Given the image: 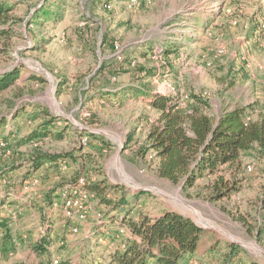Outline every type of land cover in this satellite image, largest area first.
<instances>
[{
    "label": "rangeland",
    "instance_id": "rangeland-1",
    "mask_svg": "<svg viewBox=\"0 0 264 264\" xmlns=\"http://www.w3.org/2000/svg\"><path fill=\"white\" fill-rule=\"evenodd\" d=\"M5 1L14 8L11 20L0 26L10 33L0 37V77L19 69L22 77L43 80L34 83L23 78L0 92V116H9L13 107L14 113L27 110L10 138L12 155L1 162L2 175L12 187L18 186L17 201L31 206L25 218L24 214L18 218V229L25 227V220L30 222L33 213L41 216L49 187L60 193L66 183L84 177L87 185L103 180L120 188L118 195H124L131 208L139 205L150 214L168 210L201 227L198 256L188 264H223L228 257L243 264H264V157L256 148L241 156L239 166H225L188 189L156 174L152 151L140 153L159 116L147 105L153 92L187 95L189 102L201 97L212 114L239 107L249 110V119L264 117V35L260 30L264 0H139L132 8L126 7L127 0H110L108 5L102 0H64L57 11L61 19L52 27L34 15L41 8L56 9L54 0ZM115 45L123 48L126 59L133 56L134 68H128L131 60L121 65L115 61ZM169 48L173 53L169 54ZM217 50L221 53L216 54ZM245 63L250 69L242 68ZM100 93H110V103ZM46 114L62 121L59 125L70 124L64 138L25 140ZM84 137H88L84 151L91 155L82 159L78 151ZM39 161L44 179L32 192L22 193V177L36 171ZM218 177L237 189L214 197ZM138 192H145L139 201L135 199ZM105 196H111L110 190ZM99 203L97 196L90 200L91 224L97 223L94 217L100 213L107 225L106 208ZM67 227L59 219L53 228L57 239L49 250H41L35 236L26 247L17 237L20 261L41 251L48 264L55 258L74 264L91 260L110 264L114 245L93 235L87 243L93 249L80 254L75 243H84L85 234L70 239L65 236ZM2 245L0 264L23 263L15 262L19 259H14L9 236Z\"/></svg>",
    "mask_w": 264,
    "mask_h": 264
},
{
    "label": "trees",
    "instance_id": "trees-1",
    "mask_svg": "<svg viewBox=\"0 0 264 264\" xmlns=\"http://www.w3.org/2000/svg\"><path fill=\"white\" fill-rule=\"evenodd\" d=\"M64 2L54 0L56 9L49 11L41 8L34 16H41L44 20L42 24L49 22L52 27L55 20L61 19V14L57 11L59 4ZM109 2L110 0H102L101 3L108 5ZM13 8L7 1L0 0V26H5L11 20ZM9 34L8 29H0V37ZM36 45L39 47L42 42ZM170 53L173 51L169 48ZM20 71L16 69L0 77V92L6 91L23 78L43 83L36 76H20ZM98 96L105 103H110V93H100ZM147 105L156 110L159 116L144 141L145 149H140V153L152 151L157 162L156 174L172 184H179L184 189L192 188L200 181L217 175L225 166H239L241 156L253 148L264 157V117L249 119V110L245 108L224 109L218 114H212L206 109L207 104L201 97H195L193 101L183 105L179 97L158 92L150 95ZM13 110L14 107L9 116H0V129L6 128L8 135L16 130V121L27 114L26 109L15 113ZM57 121V118L44 115L30 129L25 140L63 139L70 124L63 121L62 125H57ZM92 136L103 141L97 135ZM78 153L82 159L85 155H91L88 151H82V148ZM41 165V161L36 162L35 169ZM217 180L214 197L227 196L237 189L236 186L224 185L221 177ZM87 189L106 208L104 214L109 223L103 232L104 236H121L118 245L116 240H111V244L116 247L110 255V264H188L198 256L199 240L204 230L191 219L168 210L150 214L139 209V205L131 208L125 203V196L118 195L120 188L112 187L103 180L90 183ZM106 190H110V197L105 196ZM144 195L145 192H138L135 199L139 201ZM4 225L0 223V226ZM121 230L126 232L121 235ZM49 243L44 237L39 247L45 250ZM60 264L70 262L65 260ZM223 264L243 263L228 257Z\"/></svg>",
    "mask_w": 264,
    "mask_h": 264
},
{
    "label": "crops",
    "instance_id": "crops-1",
    "mask_svg": "<svg viewBox=\"0 0 264 264\" xmlns=\"http://www.w3.org/2000/svg\"><path fill=\"white\" fill-rule=\"evenodd\" d=\"M132 55H130L128 58L132 59ZM126 59V57H125ZM242 68L244 69V66H242ZM19 120V119H18ZM19 121H16V125L18 124ZM58 122H60L58 120ZM61 123V122H60ZM59 123V124H60ZM57 123V125H59ZM17 128V127H16ZM1 131V129H0ZM14 133V132H13ZM11 137H14V134H11V135H8V130L5 128L3 129V132L0 134V140L3 139L5 141H7L9 143V146L10 148L13 150V147L11 145V140L10 138ZM85 149H82V151H84ZM56 164V163H55ZM58 164H60V161H58ZM42 168L39 167L37 168L36 171H33L31 174L29 175H24L21 179V184H20V188L22 189V185L24 183V181L30 179L31 177L33 176H36L39 178V181H40V184H41V181L44 179V172L43 170H41ZM12 172V171H11ZM0 175H1V179L5 178L6 181H7V184H5L4 186H2V190L0 191V223H4L5 225L4 226H0V238L3 239L6 237V236H9L10 237V241H11V245L15 251V254H14V259L17 260L18 258V253L20 252V248H21V243H19V239L17 237L21 236L22 239L24 240V245L26 247V244L27 242L30 240V237L31 236H35L37 240V244L38 246H40L41 244V241L42 239L45 237L47 238L50 243L47 244V246H45V248L47 250H49L50 248V244L53 243V240H55V236L53 235L54 233V226L59 223V219L65 221L61 215V211L60 210H57V211H51V201L58 198V191L57 190H53L52 187H49L48 190H47V193L49 194L47 196V199L45 198L44 199V207H42V211H41V216L37 218L36 216V213H33V215L30 216V222L28 220H25V227L22 228V229H18L17 227V221H18V218L21 216H23L24 214V218H25V212L29 211L31 206L30 204H22L20 203L19 201V198L17 197V190H18V186L16 187H12L10 185V181H8V179L6 177H4L2 175V169H1V163H0ZM39 187V186H38ZM37 187V188H38ZM56 188V187H55ZM58 189V188H57ZM54 192H53V191ZM12 192V196H7V194H9V192ZM24 191L22 190V193ZM42 194V193H41ZM38 199L35 200L36 202L40 201V199L42 198V196H39L37 197ZM13 203V205L11 206L12 209H9V206L10 204ZM102 207V205H101ZM8 210H15L17 211L18 213V218L16 221H13L10 219V217L7 215V211ZM22 210H24L22 212ZM48 211H51V215L49 216L48 214ZM59 211V212H58ZM58 212V213H57ZM48 214V215H47ZM49 216L50 220H49V224L46 225L45 227V230L44 232H39V227H40V221L44 220V217L45 216ZM92 213L89 215V218L88 220L86 221V223H84V225H81L80 227V232L78 235H81V233L85 234V242L84 243H81V242H76L75 245L79 247V253H83V255H85L86 253H88L89 251H91L93 248H92V245L90 246L89 244L87 243H91V237L94 235L95 238L98 236L100 238V236H102L103 238H105V240L108 241V243L110 242L111 243V240H116L117 242V245L120 243L121 241V238L120 236H113L112 238H108L106 236H104V231H105V227L106 225L105 224H101V225H98L97 223H92L91 224V220H92ZM94 222V221H93ZM20 224H23L22 222ZM28 226H32L33 229H30V227ZM92 233V234H91ZM18 234V236H17ZM68 235V227L66 228V231H65V236ZM55 237V238H54ZM68 237V236H67ZM115 237V238H114ZM90 238V239H89ZM57 239V238H56ZM90 240V242H89ZM2 241L0 243V249L2 248ZM56 241V240H55ZM64 244V242H60L59 245L62 246ZM23 245V247H24ZM98 246V245H96ZM24 247V248H25ZM116 245H114V248H113V251L115 249ZM27 248H30V245H28ZM97 248H100V247H97ZM29 250V249H28ZM112 251V252H113ZM19 260L18 261H15L17 263H21V264H48L46 263V260L42 258V252L39 251V252H35L33 254L32 257L29 258V260H26V261H20L21 259V255L19 256L18 258ZM66 260V259H65ZM70 262V264H74L73 261H71L70 259L68 260ZM96 262L94 260H91L88 264H95ZM190 263V262H189ZM85 264V263H83Z\"/></svg>",
    "mask_w": 264,
    "mask_h": 264
},
{
    "label": "built area",
    "instance_id": "built-area-1",
    "mask_svg": "<svg viewBox=\"0 0 264 264\" xmlns=\"http://www.w3.org/2000/svg\"><path fill=\"white\" fill-rule=\"evenodd\" d=\"M139 0H127L126 7L132 8L138 4ZM260 30L262 35H264V23H261ZM221 50H217L216 54H220ZM114 59L120 65L121 63H125V55L124 50L122 47L118 45L114 46ZM135 63L134 60L129 61L128 68H134ZM244 68L246 70L250 69V64L245 63ZM189 97L187 95L180 97V101L183 105L188 102ZM60 122H58L59 124ZM88 145V137H84L80 142V147L85 149ZM12 155V149L9 146V143L3 139L0 140V163L9 159ZM248 172H252V167H247ZM1 177V175H0ZM7 184L5 178H0V190H2V186ZM40 185L39 178L36 176L31 177L30 179L24 181L22 185V190L26 192H32L35 188ZM12 192L10 191L7 196H12ZM29 196V193H28ZM95 198V195L88 191L87 184L85 182L84 177H79L72 182L66 183L59 195L58 198L51 201V211H61V215L63 219L68 224V237L71 239L79 234L81 225H84L89 218L91 212L93 213L94 210L90 206V200ZM51 211H48L49 216L51 215ZM59 212V211H58ZM57 212V213H58ZM47 214V215H48ZM7 215L10 217L11 220L16 221L18 218V213L15 210H8ZM45 216L44 220L41 221L39 232H44L46 225L49 224V216ZM94 217L98 225L102 224L103 215L100 213H96ZM126 231L121 230V235L124 234ZM92 234V233H91ZM2 239L0 238V243ZM51 264H60L61 261L59 259H52Z\"/></svg>",
    "mask_w": 264,
    "mask_h": 264
}]
</instances>
